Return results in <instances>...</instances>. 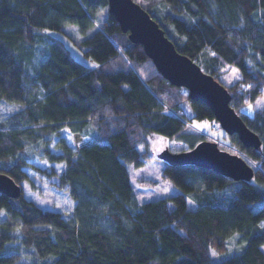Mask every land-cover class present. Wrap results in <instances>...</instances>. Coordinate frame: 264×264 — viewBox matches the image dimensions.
I'll use <instances>...</instances> for the list:
<instances>
[{"label":"trees","instance_id":"obj_1","mask_svg":"<svg viewBox=\"0 0 264 264\" xmlns=\"http://www.w3.org/2000/svg\"><path fill=\"white\" fill-rule=\"evenodd\" d=\"M135 1L228 87L261 138L247 147L231 135L254 178L165 162L162 177L180 192L140 201L129 165L153 157L149 136L186 140L189 148L172 151L189 150L208 139L189 123L216 120L211 108L167 81L110 12L97 21L108 0H0V101L21 105L0 120V173L22 188L18 198L0 192V264H264V104L248 110L264 93V0ZM68 23L83 36L68 33ZM45 30L64 33L97 66ZM228 67L241 73L232 84L222 80ZM52 173L58 181L49 183L76 200L68 215L26 194V181L34 188V177ZM237 234L241 250L217 260ZM10 241L20 247L7 248Z\"/></svg>","mask_w":264,"mask_h":264},{"label":"water","instance_id":"obj_2","mask_svg":"<svg viewBox=\"0 0 264 264\" xmlns=\"http://www.w3.org/2000/svg\"><path fill=\"white\" fill-rule=\"evenodd\" d=\"M109 12L129 34L133 43L141 44L158 71L170 83L188 90L192 101L207 104L215 119L229 134H237L247 147H259L260 136L254 132L231 105L227 86L205 72L192 58L180 52L159 22L135 0H108ZM158 158L171 165H196L210 168L234 180L251 181L255 171L239 153L222 149L218 142L203 140L193 148L173 152L166 147ZM0 192L12 198L22 194L21 185L6 172L0 173Z\"/></svg>","mask_w":264,"mask_h":264},{"label":"rangeland","instance_id":"obj_3","mask_svg":"<svg viewBox=\"0 0 264 264\" xmlns=\"http://www.w3.org/2000/svg\"><path fill=\"white\" fill-rule=\"evenodd\" d=\"M107 12H109L108 8H103L102 11H98L97 21L98 22L102 21L103 18L106 16ZM65 29L68 33H70L72 36L76 38H81L83 36L76 24L68 23L65 26ZM45 32L53 37L61 38L65 42L67 47L70 49L73 56L80 62L91 67L97 66V63L94 60L85 57L84 54L73 44V42L61 31L45 30ZM38 58L41 59V57ZM41 61L42 59L40 60V62ZM240 77H241V73L239 69H237L236 67H228L222 76V80L226 84H232ZM263 104H264V93L255 103H253V105H249L248 110L259 109L263 106ZM185 105L187 107L186 112L188 116H193V109L187 103H185ZM20 106L21 105H15L14 103H10L7 101H2V102L0 101V120L4 119L9 113L15 110V108L16 109L20 108ZM192 119H194V117H192ZM188 126L191 127L192 129L191 131L201 132L206 137H208V140L218 142L220 147L222 146L226 148V150L228 149V151L233 153H239V149L233 144L231 135H229L222 128L221 124L217 120L201 121L198 119H194L191 121V123H189ZM166 147H168L171 150L185 149V148L187 149L190 147V143L187 142L186 140L170 141L169 139L165 138L164 136L158 133H152L149 136V144L147 149L149 150L150 154L153 157L148 159L146 163L140 167L129 165L132 184L134 186L136 195L140 201L165 197L180 192V188L178 186L172 184L171 182H169L168 180L162 177L165 161L159 159L158 154ZM145 149H146L145 146L140 147L141 151ZM241 155L245 157L243 153ZM64 168H65L64 162H61L57 165L58 170H63ZM54 175L55 174L53 173L45 174L46 176L45 180H42L40 175L34 177L33 178L34 181L37 182L38 184V186L34 188L28 186V184H31L30 181H26L25 184L26 194L28 197L37 199L40 205H42L43 207L62 210L64 214L68 215V213L70 214L74 211L76 200L71 198L67 191L56 187L55 184L49 183V180L53 181V183L58 181L57 176ZM140 178L154 180L155 184H141L140 181H138ZM190 206H193V202L191 199H190ZM239 236L240 235L237 234L233 237L232 242L228 246V250L225 253L214 254V257L217 260H223L231 256L235 252L241 250V242L235 243L236 239ZM231 246L232 248H230ZM6 247L9 249L12 248L18 249L20 247V241H10L6 244Z\"/></svg>","mask_w":264,"mask_h":264},{"label":"snow or ice","instance_id":"obj_4","mask_svg":"<svg viewBox=\"0 0 264 264\" xmlns=\"http://www.w3.org/2000/svg\"><path fill=\"white\" fill-rule=\"evenodd\" d=\"M261 187H264V185H261ZM262 210H264V209H262ZM260 228H261L262 230H264V222H262V223L260 224ZM261 247H264V245H262Z\"/></svg>","mask_w":264,"mask_h":264},{"label":"built area","instance_id":"obj_5","mask_svg":"<svg viewBox=\"0 0 264 264\" xmlns=\"http://www.w3.org/2000/svg\"><path fill=\"white\" fill-rule=\"evenodd\" d=\"M167 110H170V108H167Z\"/></svg>","mask_w":264,"mask_h":264}]
</instances>
